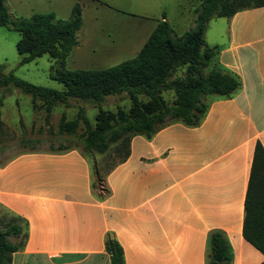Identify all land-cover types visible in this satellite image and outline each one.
Here are the masks:
<instances>
[{"label": "crops", "instance_id": "obj_1", "mask_svg": "<svg viewBox=\"0 0 264 264\" xmlns=\"http://www.w3.org/2000/svg\"><path fill=\"white\" fill-rule=\"evenodd\" d=\"M200 1H183L176 30L188 25ZM134 16L154 25H141L140 38L128 33L107 54L135 55L161 17ZM214 18L224 31L208 39L210 19L205 41L217 49L209 67L236 76L238 88L229 96L206 95L196 125L174 120L150 137L132 135L126 159L98 184L107 193L93 187V157L79 147L23 148L0 161V209L18 216L26 231L12 264H110L107 236L122 246L124 264H205L212 230L228 241L230 264L261 263L262 253L242 236V222L254 145L264 147V6Z\"/></svg>", "mask_w": 264, "mask_h": 264}, {"label": "trees", "instance_id": "obj_2", "mask_svg": "<svg viewBox=\"0 0 264 264\" xmlns=\"http://www.w3.org/2000/svg\"><path fill=\"white\" fill-rule=\"evenodd\" d=\"M259 6H264V0H201L192 11L189 27L181 33L174 30L162 12L134 56L104 68L69 69L65 66L66 57L78 45L77 34L82 26L79 2L73 4L68 18H58L51 11L17 16L9 9L7 0H0V26L19 33L15 43L19 63L47 54L54 60L52 78L61 83L62 88L35 85L11 72L0 73V86L13 85L30 94L32 107L37 99L41 100L46 123L53 106L58 103L67 106L69 98L96 106L93 125L79 107L73 119H66L64 112L60 114L58 131L73 133L79 121L83 124L81 149L93 157V187L107 193L97 182L100 184L113 166L126 159L132 135L150 137L174 120L196 125L207 109L206 95L229 96L238 88L236 76L219 67H209L217 48L206 43L205 31L214 17H230L240 10ZM163 91L173 92L170 104L163 98ZM123 92L130 101L127 110L117 106L112 112L100 107L105 96ZM1 125L0 113V128ZM118 142L123 145L122 155L116 162L104 165L101 172L94 156L104 154L111 143ZM66 148L68 146L51 147L53 150ZM243 205L242 236L262 253L260 264H264V147L258 140L254 145ZM10 237L20 241L14 242ZM25 237L26 231L18 216L0 218V264H12V254L22 248ZM104 247L110 264H124L122 246L114 237L107 236ZM231 259L232 251L224 235L217 230L210 231L205 264H230Z\"/></svg>", "mask_w": 264, "mask_h": 264}, {"label": "rangeland", "instance_id": "obj_3", "mask_svg": "<svg viewBox=\"0 0 264 264\" xmlns=\"http://www.w3.org/2000/svg\"><path fill=\"white\" fill-rule=\"evenodd\" d=\"M8 1V0H7ZM36 7L15 6L13 0L8 1L11 12L17 16L27 17L32 12H54L58 18H68L70 10L76 0H40ZM110 6L80 0L82 12V26L78 32V45H76L66 57V68H104L128 59L134 55L132 51L121 52L117 55H109L116 47L125 42L128 33H136L140 38L141 25L146 29L152 28L154 20L141 23L138 16L144 14L152 17H160L162 12L174 28V21L179 18L180 7L185 0H104ZM37 2V1H33ZM221 21H225L222 18ZM190 22V21H189ZM219 18L210 21L207 37L211 34L219 35L222 27L217 26ZM222 23V22H221ZM225 23V22H224ZM189 24V23H188ZM189 26L176 30L183 32ZM224 31V30H223ZM225 34V33H224ZM19 33L13 29L0 26V73H13L15 76L31 82L35 85L61 89L62 84L52 78L54 74V60L47 54L34 58L30 62L20 64V55L17 53L15 43ZM211 40V39H210ZM178 74V72H177ZM0 100L4 103L1 107L2 125L0 128V161H6L23 148L29 147H57L59 145L82 148L83 124L79 121L78 127L73 133L58 131L60 114L65 113L66 119H73L77 109L82 107L89 122L93 125L97 107L79 99L69 98L68 105L58 103L53 106L49 121L44 120V109L41 100L35 101L32 107L31 96L20 88L10 85L1 88ZM9 91V93H8ZM163 98L170 104L173 99L172 91H163ZM145 100L143 95H140ZM2 105V104H1ZM117 106L127 110L130 101L126 93L110 94L104 97L100 107L112 112ZM92 152V151H90ZM123 153L121 143H111L104 154L96 159L98 168L102 172L104 165L108 166L116 162ZM87 154H89L87 152ZM97 184H99L97 182ZM9 213L0 209V218L9 217ZM14 242L19 238L10 237Z\"/></svg>", "mask_w": 264, "mask_h": 264}]
</instances>
